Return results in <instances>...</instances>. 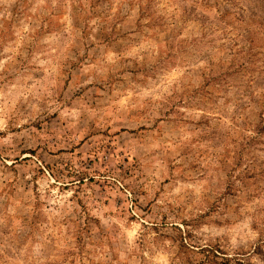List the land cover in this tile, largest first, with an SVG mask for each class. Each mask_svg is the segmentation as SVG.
I'll list each match as a JSON object with an SVG mask.
<instances>
[{"label": "rangeland", "instance_id": "1", "mask_svg": "<svg viewBox=\"0 0 264 264\" xmlns=\"http://www.w3.org/2000/svg\"><path fill=\"white\" fill-rule=\"evenodd\" d=\"M0 264H264V0H0Z\"/></svg>", "mask_w": 264, "mask_h": 264}]
</instances>
